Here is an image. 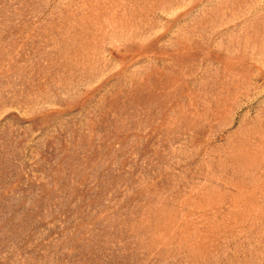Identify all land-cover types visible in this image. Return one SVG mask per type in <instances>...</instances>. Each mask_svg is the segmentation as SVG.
<instances>
[{
  "label": "rangeland",
  "instance_id": "rangeland-1",
  "mask_svg": "<svg viewBox=\"0 0 264 264\" xmlns=\"http://www.w3.org/2000/svg\"><path fill=\"white\" fill-rule=\"evenodd\" d=\"M0 264H264V0H0Z\"/></svg>",
  "mask_w": 264,
  "mask_h": 264
}]
</instances>
